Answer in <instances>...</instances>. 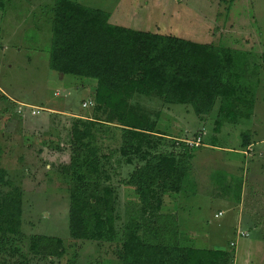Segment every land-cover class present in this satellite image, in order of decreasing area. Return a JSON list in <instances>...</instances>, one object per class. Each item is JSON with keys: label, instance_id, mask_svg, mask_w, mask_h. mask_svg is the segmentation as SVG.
<instances>
[{"label": "rangeland", "instance_id": "374dc122", "mask_svg": "<svg viewBox=\"0 0 264 264\" xmlns=\"http://www.w3.org/2000/svg\"><path fill=\"white\" fill-rule=\"evenodd\" d=\"M71 1L109 13L114 25L248 53L247 99L237 111L239 121L225 122L216 136L219 102L202 121L191 106L166 107L161 97L138 95L129 106L139 110L138 118L144 110L158 113L147 117L156 135L127 165L120 153L122 129L95 127L99 171L84 180L86 171L76 172L90 154L71 132L81 116L92 117L93 107L83 104L94 101L97 83L50 69L56 0H0V176L4 170L23 203V233L0 248V264H121L114 253L132 220L149 222L163 236L175 232V245L225 251L229 257L222 264H264V0ZM196 134L202 147L176 149L173 139L193 140ZM170 152L179 157L180 173L147 179L155 209L145 212L131 177ZM82 184L88 195L109 196L114 243L71 238V196ZM11 191L0 183V197ZM148 232L143 226L142 234ZM33 235L63 240L64 255L33 254Z\"/></svg>", "mask_w": 264, "mask_h": 264}, {"label": "trees", "instance_id": "16d2710c", "mask_svg": "<svg viewBox=\"0 0 264 264\" xmlns=\"http://www.w3.org/2000/svg\"><path fill=\"white\" fill-rule=\"evenodd\" d=\"M2 8L3 4L0 3ZM54 9L50 69L97 83L94 101L84 103L86 106L83 104L84 108L93 107L92 117L85 120L80 118V126L75 125L71 132L73 139L80 144V150H87L90 154L85 162L80 160L76 172L81 176L83 170L86 171L84 180L91 179L99 171L98 150L94 147L95 127L107 125L122 129L123 146L120 153L127 165L133 163L136 155L142 154L150 143V136L156 135L151 126L153 123L147 117L156 118L158 113L151 115V111L144 110L138 118L141 115L139 110L129 106V101L138 95L161 97L166 107L191 106L202 121L209 118L219 102L214 129L216 136L225 122L239 121L237 111L247 99L249 87L246 79L248 53L214 43H196L173 35L114 25L110 22L109 13L71 0H56ZM162 136L168 138V135ZM216 136L212 140L213 145L217 143ZM173 141L177 150L184 153L192 151L185 143ZM186 157H190L189 153L184 159ZM153 159L148 166L137 170L138 175L131 177L130 181L140 196L145 212L155 209L147 179L152 183L165 181L181 170L179 157L174 152L161 154L158 160ZM1 174L0 183L12 188L11 192L0 197V248H3L10 237L23 233V203L21 192L13 187L12 182L4 180V170ZM83 185L71 196V238L76 241L114 243L118 233L114 229V208L109 205V196L88 195ZM173 189L178 191L176 187ZM105 212L106 216L103 215ZM143 226L150 231L148 234H142ZM150 226L149 222L143 224L139 220H132L126 225L122 246L115 244L114 254L118 262L222 264L229 257L222 250H198L175 245V232L163 236L162 231L157 232ZM30 251L35 255L61 258L64 255V242L55 237L33 235L30 238ZM97 261L102 262L100 259Z\"/></svg>", "mask_w": 264, "mask_h": 264}, {"label": "built area", "instance_id": "2783aa9c", "mask_svg": "<svg viewBox=\"0 0 264 264\" xmlns=\"http://www.w3.org/2000/svg\"><path fill=\"white\" fill-rule=\"evenodd\" d=\"M84 106H86V104H84ZM37 114V112L33 111V115ZM177 141L179 142H183L185 143L190 149H197L203 146V137L202 135H199L197 137H195V139L193 140H189V139H177ZM243 236V234H241Z\"/></svg>", "mask_w": 264, "mask_h": 264}, {"label": "crops", "instance_id": "0c3cea01", "mask_svg": "<svg viewBox=\"0 0 264 264\" xmlns=\"http://www.w3.org/2000/svg\"><path fill=\"white\" fill-rule=\"evenodd\" d=\"M6 98H7V97H6ZM8 100L12 101L11 98H9ZM49 111H50V112H56V111H52L51 109H49ZM80 118H83V119H84L85 117L81 116ZM215 147H216V146H215ZM241 209H242V206H241ZM245 235H246V236H245ZM247 236H248V234H243L242 237H247ZM259 243H260L259 246L261 247V249H263V252H264V242H259ZM259 256L263 258V257H264V253L261 252V253L259 254ZM243 260H244V259H243ZM262 261H263V260H262ZM257 263H258V261H257ZM250 264H251V262H250ZM258 264H261V263H258Z\"/></svg>", "mask_w": 264, "mask_h": 264}, {"label": "clouds", "instance_id": "9594fccd", "mask_svg": "<svg viewBox=\"0 0 264 264\" xmlns=\"http://www.w3.org/2000/svg\"><path fill=\"white\" fill-rule=\"evenodd\" d=\"M175 140H177V139H175Z\"/></svg>", "mask_w": 264, "mask_h": 264}]
</instances>
